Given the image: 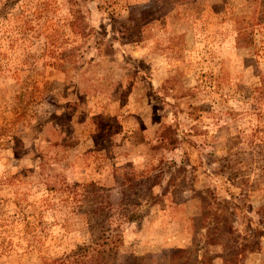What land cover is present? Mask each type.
Segmentation results:
<instances>
[{
  "label": "rangeland",
  "instance_id": "1",
  "mask_svg": "<svg viewBox=\"0 0 264 264\" xmlns=\"http://www.w3.org/2000/svg\"><path fill=\"white\" fill-rule=\"evenodd\" d=\"M99 222L116 264H264V0H0V264Z\"/></svg>",
  "mask_w": 264,
  "mask_h": 264
},
{
  "label": "trees",
  "instance_id": "2",
  "mask_svg": "<svg viewBox=\"0 0 264 264\" xmlns=\"http://www.w3.org/2000/svg\"><path fill=\"white\" fill-rule=\"evenodd\" d=\"M147 14L149 13H146V15ZM176 144H177V137H176V134L173 128L170 125L164 127L157 136V146L156 147L160 149H168L171 147L172 148L176 147ZM160 180H161V169L158 173H155V175H152L151 177L150 175L141 176L140 178H138L136 183L138 185H142L144 182H146L147 186H145V188H147V190H149L150 192L153 186L160 184ZM148 181L150 182L148 183ZM132 187H134L132 183L127 186V188H132ZM129 204L137 205L138 202L137 200H131V203L129 202ZM94 209H92V211L89 213L94 222L91 225V227L93 228H95L96 225L98 224L97 223L98 220L104 219L102 215H100V213ZM99 224L101 228L97 227V230L100 232V235L97 236V239L96 238L95 240L93 239V242L90 245L82 248L83 254L81 255L83 256V259H81V261H78L79 263L74 262V254L71 256L73 260L63 259L59 261V263L60 264H83L82 262L85 258L88 261H93V264H116L112 258L116 257L117 255V250H118L117 244L121 240L120 236L118 233L108 234L107 232L109 228L106 227L103 223L99 222ZM206 242L212 243L208 239H206ZM130 258L133 260L131 264H135L134 259L137 258V256L132 255ZM119 264H122V263H119Z\"/></svg>",
  "mask_w": 264,
  "mask_h": 264
}]
</instances>
